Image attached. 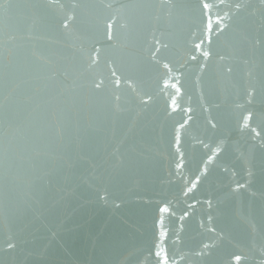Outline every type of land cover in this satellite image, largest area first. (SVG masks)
<instances>
[{
    "label": "water",
    "instance_id": "obj_1",
    "mask_svg": "<svg viewBox=\"0 0 264 264\" xmlns=\"http://www.w3.org/2000/svg\"><path fill=\"white\" fill-rule=\"evenodd\" d=\"M0 264H264V0H0Z\"/></svg>",
    "mask_w": 264,
    "mask_h": 264
}]
</instances>
